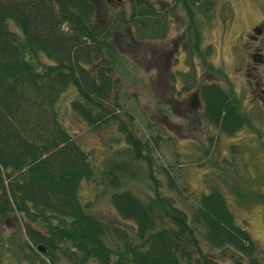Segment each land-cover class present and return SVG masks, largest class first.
Listing matches in <instances>:
<instances>
[{"label":"trees","instance_id":"16d2710c","mask_svg":"<svg viewBox=\"0 0 264 264\" xmlns=\"http://www.w3.org/2000/svg\"><path fill=\"white\" fill-rule=\"evenodd\" d=\"M224 1L125 0L98 15L92 0H0V219L9 213L20 220L29 262L61 264V254L69 264H264L220 189L211 186L181 204L178 192L192 193L168 166H160L166 187L158 186L146 138L107 101L118 82L110 69L118 55L112 36L122 39L124 28L133 41L164 37L179 9V44L188 66L182 87L192 86L199 116L226 133L250 126L233 90L216 80L224 73L208 58L211 46L199 44L200 28L211 22L215 7L229 16ZM194 59L209 78L197 79ZM69 83L75 88L69 106L81 119L91 126L114 122L123 134L128 156L110 159L102 171L115 187L109 202L126 226L105 227L79 200L78 183L92 177L93 165L57 114V96ZM129 157L149 167L153 186L144 196L116 188ZM257 195L264 204V191ZM1 252L0 264H10Z\"/></svg>","mask_w":264,"mask_h":264},{"label":"rangeland","instance_id":"374dc122","mask_svg":"<svg viewBox=\"0 0 264 264\" xmlns=\"http://www.w3.org/2000/svg\"><path fill=\"white\" fill-rule=\"evenodd\" d=\"M92 1L98 15L103 7L108 10L125 4V0ZM224 2L229 6V16H220L218 6L215 7L211 22L200 28L199 44L211 46L208 58L224 73L216 80L233 90L250 126L226 133L199 116L200 104L192 86L182 87L181 71L188 69L184 54L174 46L183 29L179 9L170 15L164 37L133 41L124 28L118 35L122 39L112 36L118 55L113 57L110 69L118 75V82L107 101L126 119L128 127L146 138L152 174L161 189L166 187L167 175L162 166H168L173 178L189 187L192 195H181L185 190L176 195L181 204L194 202L193 195L217 187L235 221L254 238L264 257V204L257 195L264 191V0ZM251 27L254 36L246 37ZM194 68L197 79L209 78L196 59ZM74 94V86L65 85L55 104L61 123L88 151L93 165L92 177L82 178L78 183L79 200L87 212L102 219L105 227L112 223L126 226L109 202V192L115 187L107 182L102 171L110 159L128 156L123 149V134L114 122L87 124L69 106ZM192 98L195 101L190 103ZM156 132L160 136L152 137ZM148 169L142 158L129 157L124 170L118 171L116 188L126 187L137 196H144L153 186ZM168 192L174 194L172 189ZM24 241L29 243L16 216L8 213L0 219V249L4 260L10 264H36L24 255L27 249ZM57 261L69 264L61 254ZM42 264L48 263L43 259ZM89 264L93 263L89 261Z\"/></svg>","mask_w":264,"mask_h":264},{"label":"flooded vegetation","instance_id":"af4514ba","mask_svg":"<svg viewBox=\"0 0 264 264\" xmlns=\"http://www.w3.org/2000/svg\"><path fill=\"white\" fill-rule=\"evenodd\" d=\"M259 23H261V21H259ZM252 29H253L252 27L249 28L248 32L245 34L246 37H249L250 35H251V36H254V34H253V32H252ZM244 38H245V37H244ZM179 43H180V42H179V40H178V41L174 44V46H176L177 49H181V50H182V48L180 47V44H179ZM182 52L184 53L183 50H182ZM189 101H190V103H193V101H195V99L192 98V99H190Z\"/></svg>","mask_w":264,"mask_h":264}]
</instances>
